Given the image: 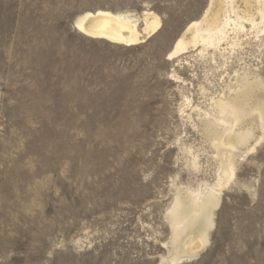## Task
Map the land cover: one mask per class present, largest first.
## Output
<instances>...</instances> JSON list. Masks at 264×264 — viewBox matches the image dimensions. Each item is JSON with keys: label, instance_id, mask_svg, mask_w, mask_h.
<instances>
[{"label": "rangeland", "instance_id": "rangeland-1", "mask_svg": "<svg viewBox=\"0 0 264 264\" xmlns=\"http://www.w3.org/2000/svg\"><path fill=\"white\" fill-rule=\"evenodd\" d=\"M213 1L258 30L175 56L211 0H0V264H264V23Z\"/></svg>", "mask_w": 264, "mask_h": 264}, {"label": "bare ground", "instance_id": "bare-ground-1", "mask_svg": "<svg viewBox=\"0 0 264 264\" xmlns=\"http://www.w3.org/2000/svg\"><path fill=\"white\" fill-rule=\"evenodd\" d=\"M231 1H234V0H231ZM255 4L257 6L256 16L259 17V19L261 20V23L262 22L264 23V0H255ZM214 5H215V1L211 0L210 8L203 21V22H208L206 25V28L202 27L203 22L201 24H196V22H193L194 24L190 26L183 33V35L181 36V39L175 45L173 55L175 56L179 55L185 49L187 50V46L190 47V45L192 44L196 45V43H199V42L206 43L208 45H214L215 42L216 44H218L221 40H223V38H225L224 36L226 35V33L224 32V30L227 27H230V28L232 27L237 37L238 33L246 31V28L242 22L249 23L251 26V30L253 31L254 29L258 30L256 29V26L258 25V23H256L252 14H249V16L247 17H238L236 15L235 19H231L230 17L227 16L225 17V22L221 24L220 26L218 24L219 23L218 11L211 10ZM226 6L227 5L225 4V7ZM225 12H227V10ZM230 13H232V11ZM115 16L116 15L111 16L109 13H106V12H98V13H95L94 15L87 14L82 19H79V21L76 23V29L83 35L90 37V38L108 40L110 42H114L117 44H124V45L126 44L133 45L134 43H136L138 41V37H137L138 35L136 34L134 24L131 22L132 20L127 19V17H126L127 20H125V19L115 17ZM209 18H211L210 21H209ZM146 23H145L146 33L150 34L152 30L155 29L156 27V21L146 22ZM188 34L189 36L187 37ZM247 138H248L247 133H242V131H239L237 134H235V136L230 137L229 141L231 142L232 145H241L243 142L247 141Z\"/></svg>", "mask_w": 264, "mask_h": 264}]
</instances>
